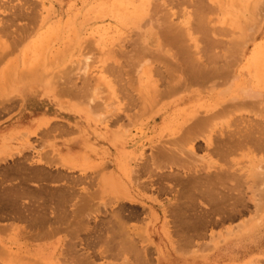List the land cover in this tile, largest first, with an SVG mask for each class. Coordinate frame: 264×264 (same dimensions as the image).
I'll list each match as a JSON object with an SVG mask.
<instances>
[{
  "label": "rangeland",
  "instance_id": "374dc122",
  "mask_svg": "<svg viewBox=\"0 0 264 264\" xmlns=\"http://www.w3.org/2000/svg\"><path fill=\"white\" fill-rule=\"evenodd\" d=\"M112 1L0 0V245L9 254L0 252V264H156L137 234L146 225L163 232L165 205H178L166 216L171 239L192 250L253 208L245 178L264 158V92L255 98L262 106L218 97L231 73L248 67L264 25L242 63L219 31L237 27L242 6L228 15L226 0H122L111 10ZM202 15L211 31L197 27ZM185 16L190 41L181 34ZM189 118H197L193 127ZM197 136L211 145L192 148ZM167 149L172 156L160 153ZM238 196L246 205L237 218L202 226L203 210L214 219Z\"/></svg>",
  "mask_w": 264,
  "mask_h": 264
},
{
  "label": "bare ground",
  "instance_id": "6f19581e",
  "mask_svg": "<svg viewBox=\"0 0 264 264\" xmlns=\"http://www.w3.org/2000/svg\"><path fill=\"white\" fill-rule=\"evenodd\" d=\"M203 0H194L193 4L198 6H204L202 4ZM209 1V0H208ZM212 3H214L215 0H210ZM221 1V0H220ZM223 1V0H222ZM228 1V3H227ZM122 3V0H113L111 2L112 5H110L111 10H116L118 9V7L120 6L119 3ZM140 6L143 7H148V0H143L140 3ZM232 6H235V8L237 9L238 7H243V13H241V19L242 21H239V24H237V27L234 28V30L232 31H227V29L225 27L220 28L219 31H221L222 34L224 35H228V40L227 43H229L230 45V51L231 54L237 55L238 59L237 61H242V63L246 62L247 63V59H246V54L245 50H246V46L247 43L249 41L252 40V38L254 37V35H257V38L261 32L262 26L264 25V0H226V4L224 5L225 9L223 8L222 11H224V13L230 15L234 9L232 8ZM222 7V6H221ZM220 7V8H221ZM108 8V7H107ZM137 8V6H136ZM179 8V7H178ZM207 8V7H206ZM140 9V7L138 8ZM210 9V8H207ZM242 10V9H241ZM213 10H211L210 12H212ZM26 12V11H25ZM134 12V11H133ZM121 14H124L122 10H120ZM136 13V12H135ZM133 13V14H135ZM206 13V12H205ZM239 13V14H240ZM173 14V13H171ZM212 15V13H211ZM216 15V14H214ZM238 15V14H237ZM239 16V15H238ZM156 17V16H155ZM225 16H223L222 18H224ZM169 18V17H168ZM185 19L182 21V27L180 26L181 29V34L184 35L186 34V37H189L188 40L190 41L191 39V23H189V16H185ZM198 18V17H197ZM227 18V17H226ZM231 18V17H230ZM229 18V19H230ZM235 18V17H234ZM245 18L247 19V21H245ZM210 19V18H209ZM232 19V18H231ZM230 19V20H231ZM150 20V19H149ZM156 20V19H155ZM239 20V19H238ZM153 21V20H151ZM150 21V22H151ZM160 21V20H159ZM170 21V20H169ZM172 21V18H171ZM177 21V20H176ZM210 21V20H209ZM156 22V21H155ZM173 22V21H172ZM214 22V21H213ZM216 22V21H215ZM228 22V20H227ZM157 23V22H156ZM176 23V22H175ZM206 24H208V20H206L205 16L202 15L201 17H199V19H197V27H199V29L203 30L204 32H208L207 30V26ZM227 25L226 22H224V26ZM245 25V27H244ZM163 26V25H162ZM175 26V25H174ZM210 26V25H209ZM36 27V26H35ZM157 27H159L157 25ZM173 27V26H172ZM177 28V27H176ZM214 28V27H209ZM217 29V28H216ZM210 30V31H211ZM215 31V29H214ZM232 32V33H230ZM19 33V32H18ZM143 33V32H142ZM184 33V34H183ZM198 34V33H197ZM140 35V34H139ZM20 37V36H19ZM198 38V37H197ZM139 39V38H138ZM142 40V39H141ZM197 40V39H196ZM257 39H255L254 41H256ZM194 41V39H193ZM253 41V42H254ZM193 43V42H192ZM88 51V50H87ZM192 51V49H191ZM234 51V53H233ZM229 53V55H231ZM85 57V56H83ZM233 57V56H232ZM251 61L248 64V67L246 66L243 69V73H240L239 70L234 71L233 73H231V77L229 80V83L226 85V87L223 88V90H221L220 92V96L218 98H221L223 94H229L228 99L231 101H234L236 99L241 100H253L254 101L256 99L259 100L258 97H261V95L264 92V41L261 42V44L259 45V47L255 48L252 56H251ZM230 58V57H229ZM86 59H84V63L83 61H81V65L83 64L82 68H86L87 64H86ZM226 59V58H225ZM83 60V59H82ZM196 60V59H195ZM232 60V59H231ZM230 60V61H231ZM93 61V60H92ZM143 63L146 64V61H143ZM235 62V61H232ZM149 63V62H148ZM90 64V63H89ZM230 64V63H229ZM235 64V63H233ZM232 64V65H233ZM237 64V63H236ZM91 65V64H90ZM89 65V66H90ZM142 65V64H140ZM231 65V64H230ZM53 67V66H52ZM144 67V66H143ZM229 67V66H228ZM81 68V69H82ZM91 68V67H89ZM232 68V66H231ZM230 68V69H231ZM77 70V68H75ZM229 69V70H230ZM85 70V69H83ZM229 70H227V72L229 73ZM232 71V70H231ZM65 72V71H64ZM80 72V71H78ZM84 72V71H83ZM14 73V72H11ZM24 73V72H23ZM77 73V72H76ZM222 73L225 74L224 71H222ZM56 75V74H55ZM7 78L10 76H14L12 74H7L6 75ZM71 76V75H70ZM16 76H14L13 78H15ZM25 77V76H24ZM23 77V78H24ZM45 77V76H44ZM72 77V76H71ZM85 77V76H84ZM21 78V79H23ZM147 78L149 79V74L147 75ZM39 79V76H38ZM45 79L42 77V80ZM84 79V78H83ZM92 79V78H91ZM40 80V79H39ZM62 80V79H61ZM132 80V79H131ZM134 80V79H133ZM20 81V80H19ZM23 81V80H22ZM25 81V78H24ZM41 81V80H40ZM94 83V82H93ZM130 86V85H129ZM128 87V86H127ZM88 88V87H87ZM133 88V87H132ZM21 90V89H20ZM19 91V90H18ZM21 94H18V98L20 101H23V97H27L28 95H26V93L24 92V90L21 92ZM93 93V92H92ZM101 93V92H100ZM108 93V92H107ZM186 93V91H185ZM96 94V93H95ZM109 96V95H108ZM154 97V96H153ZM152 97V98H153ZM92 98V97H91ZM94 98V97H93ZM256 98V99H255ZM12 99V98H11ZM89 99V98H88ZM90 100V99H89ZM106 100V99H105ZM155 100V99H154ZM258 100H256V103L259 104V102H257ZM102 101V100H101ZM227 101V100H226ZM237 101V100H236ZM253 101V102H254ZM261 101H264V99L261 98ZM260 101V102H261ZM243 103V102H242ZM262 103V102H261ZM251 104V103H250ZM254 104V103H252ZM262 106V104H259ZM258 105V106H259ZM252 106V105H251ZM257 106V105H256ZM257 106V107H258ZM264 107V106H263ZM89 108V107H88ZM259 109V107L257 108ZM263 109L264 108H261ZM259 109V110H260ZM97 110V109H96ZM241 110V109H240ZM245 110V109H244ZM262 110V111H263ZM247 111V110H246ZM250 112V111H248ZM257 113V111H256ZM233 114V113H232ZM263 114V113H262ZM100 115V114H99ZM264 115V114H263ZM258 116V115H257ZM193 117V116H192ZM261 117V116H260ZM264 117V116H263ZM195 120V121H194ZM261 120V119H260ZM194 121V122H193ZM193 122V124L191 125V123ZM197 123V118H189L187 121V125L186 126H190L193 127L195 124ZM247 123V122H246ZM255 123V122H254ZM250 124V123H249ZM259 124V123H258ZM261 124V123H260ZM256 125V124H255ZM262 125V124H261ZM257 126V125H256ZM255 126V128H256ZM188 127V128H190ZM253 127V126H252ZM260 127V126H257ZM262 128V126L260 127ZM254 129V127H253ZM258 129V128H257ZM255 130V129H254ZM262 131V130H261ZM264 131V130H263ZM256 132V131H255ZM258 133V132H257ZM256 134V133H255ZM262 136V135H261ZM198 137V136H197ZM195 137L192 140V148L195 147L194 143L198 142V141H203L205 143L206 146H210L211 145V140L210 138L206 137L203 139L202 138H197ZM205 137V136H204ZM256 138V137H255ZM198 139V140H197ZM203 139V140H201ZM254 140V139H253ZM259 140V139H257ZM264 140V139H263ZM191 142V141H190ZM258 142V141H257ZM179 143V142H178ZM187 145V144H186ZM185 145V146H186ZM213 145V144H212ZM257 145V144H256ZM184 146V147H185ZM255 146V145H253ZM259 149L262 151L264 150V141L261 142L260 144L258 143ZM256 146V147H258ZM165 148V147H163ZM171 149V148H170ZM179 149V148H178ZM182 149V148H181ZM177 150V148H176ZM190 151V147L189 150ZM161 152H165L168 154V156H172L171 152L168 151V149L166 151H160ZM175 152V151H174ZM181 153V151H179ZM191 152V151H190ZM178 153V152H177ZM184 153V152H182ZM192 153L193 150H192ZM185 154V153H184ZM175 155V154H174ZM177 155V154H176ZM179 155V154H178ZM194 155V154H193ZM192 156V155H191ZM195 156V155H194ZM174 157V156H173ZM177 157V156H176ZM259 158V157H258ZM261 159H259L255 164H253L250 168H247L248 171L246 173V178L245 180H247V177L249 178L250 184L248 187V190L250 189V193L251 196L247 197V201L252 203L251 205L253 206V208L250 210V214L248 215L247 219H243V221H241L240 223L236 224L237 225H233L234 227L232 228H226L225 230H223V232L217 233H210V237L209 240L206 241V243H202V247L200 246V248H203L202 252L200 255L196 254L197 249H199V251L201 250L200 248H198L196 250H192L189 248H185L182 247L177 244L174 243V241L171 239L170 236V232L168 229V223L170 220L167 221L166 216L170 215L171 217H174L176 214V210L178 209V205L177 203H168L167 205H165V207L163 208L161 204H157V206L162 207L161 212H162V217H163V225H164V230L163 232H158L154 227H150L148 225L143 226L141 229V233L137 234L139 240H140V244H138V246H142L141 243L143 242V246L140 247L141 252L147 253L149 251V248L151 247L152 250L155 252L156 254V264H264L263 262L261 263V260H264V158L260 157ZM57 159V158H56ZM190 159V158H189ZM201 159V158H200ZM59 160V159H58ZM253 161V160H252ZM58 162V161H57ZM194 162V161H193ZM255 162V161H254ZM59 165L68 168L69 170H73V168L71 167H66L65 165L60 164V162H58ZM192 163V162H191ZM211 165V164H209ZM152 166V165H151ZM166 166V165H165ZM232 166V165H230ZM229 166V167H230ZM158 167V166H157ZM245 167V166H244ZM172 168V167H171ZM210 168V167H209ZM231 168V167H230ZM157 169V168H156ZM246 169V170H247ZM159 170V169H157ZM169 170V168H168ZM184 170V169H183ZM172 171V170H171ZM244 173V172H243ZM161 174V173H160ZM207 173H205L204 175H191V181L193 178H203L205 177ZM153 175V174H152ZM229 175V174H227ZM226 175V176H227ZM232 175V174H231ZM233 175H235V173H233ZM232 175V177H233ZM237 175V174H236ZM235 177L233 178H236ZM243 175V174H242ZM244 176V175H243ZM159 177H164V176H160ZM167 177L171 180L176 181L177 180V176L176 174H169L167 175ZM231 177V176H229ZM245 177V176H244ZM243 177V178H244ZM165 178V177H164ZM157 179V178H156ZM240 178H238L237 180H239ZM165 180V179H164ZM236 180V181H237ZM244 180V179H243ZM153 182V181H151ZM108 183V182H106ZM237 183V182H236ZM241 183V182H240ZM244 184V183H243ZM108 185V184H107ZM154 186V185H153ZM242 186V185H241ZM86 187V186H84ZM156 188V187H155ZM164 191V187H161ZM160 188V189H161ZM166 188V187H165ZM84 189V188H83ZM86 189V188H85ZM84 189V190H85ZM159 189V188H158ZM169 190V189H168ZM161 191V192H162ZM89 192V191H88ZM167 192V191H166ZM246 192V191H245ZM244 192V193H245ZM248 196V195H247ZM210 197V196H209ZM119 197L117 196L116 199H118ZM120 199H122L120 197ZM154 199V198H153ZM157 199V198H156ZM117 201V200H116ZM125 201V200H124ZM153 201V200H152ZM119 202V200H118ZM156 201H153V203H155ZM159 202V201H157ZM156 202V203H157ZM127 203L133 205V204H139L141 207H144L142 204L138 203L137 201L131 200L130 198L127 199ZM235 208L232 207L230 209H227L226 211H224L222 214H219L218 216H216L214 219L212 217H209L207 214L208 212H206L205 210H203L202 214H200V218L199 221L202 222V226L205 227L207 224L210 223H215L218 222L219 220H233L235 218H237L240 214H241V209L243 207H245L246 203L243 201V199L241 198V196H238L236 198L235 201ZM119 205H125L124 202H120ZM147 208V207H146ZM169 208H171V210H169ZM206 209V208H205ZM169 210V211H168ZM175 210V211H174ZM220 210V209H219ZM247 211V210H246ZM169 212V213H168ZM212 213H214L213 211H211ZM126 214V213H125ZM243 214V213H242ZM113 216V215H112ZM150 216V217H149ZM169 216V217H170ZM208 217V218H207ZM150 218V222L154 220V222H156V220L158 219V215L157 214H153L151 213L149 215V213L147 212V219ZM117 218H115L116 220ZM170 219V218H169ZM242 219V218H241ZM70 220V219H69ZM118 220V219H117ZM172 220V219H171ZM240 220V219H238ZM220 221V222H221ZM208 222V223H207ZM224 222V221H223ZM145 223V222H144ZM152 223V222H151ZM187 224V223H186ZM191 224V223H190ZM4 225V224H3ZM145 225V224H144ZM216 225V224H214ZM220 225V223H219ZM16 226V225H15ZM155 226V225H154ZM12 227V226H11ZM18 227V226H17ZM189 227L188 229L190 230L191 225L187 226ZM19 228V227H18ZM140 228V227H139ZM85 229V228H84ZM15 230V228H14ZM83 231V230H82ZM128 232V231H126ZM125 232V233H126ZM128 234V233H127ZM132 235V234H131ZM126 236V235H125ZM136 236V235H135ZM189 236H191V234H188L186 236V239H189ZM126 238V237H125ZM186 242H188L186 240ZM120 247V246H119ZM137 248V243L129 238H127V247L126 249L133 251L134 249ZM195 248V247H194ZM193 248V249H194ZM125 249V250H126ZM7 250V249H6ZM139 250V249H138ZM8 251V250H7ZM0 252H2L4 255L7 253H4L6 251H4V245H0ZM116 253V252H115ZM200 253V252H198ZM9 255V254H8ZM5 255V258L6 256ZM145 256V254H144ZM155 256V255H154ZM119 257V256H118ZM24 258V256L22 257ZM4 259V257H3ZM28 259V258H27ZM90 259V258H89ZM126 260V259H125ZM30 261V260H29ZM124 262V261H123ZM35 263V262H34ZM37 263V262H36ZM123 264V263H122ZM128 264V263H127Z\"/></svg>",
  "mask_w": 264,
  "mask_h": 264
}]
</instances>
